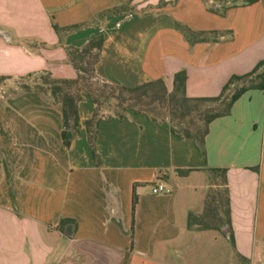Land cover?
<instances>
[{"label":"crops","instance_id":"0c3cea01","mask_svg":"<svg viewBox=\"0 0 264 264\" xmlns=\"http://www.w3.org/2000/svg\"><path fill=\"white\" fill-rule=\"evenodd\" d=\"M246 1L133 0L129 12L93 23L129 0H0V76L75 78L65 47L104 35L99 79L127 87L163 80L172 90L185 70L187 97L217 98L233 76L264 74V0ZM76 25L67 35L54 28ZM2 89L0 264H241L239 256L264 264V89L246 91L211 122L204 151L169 121L132 110L103 119L101 165L88 140L95 105L86 94L80 136L67 148L60 104L17 83ZM213 169L227 171L231 229L217 219L214 229H190L189 216L205 214L221 183ZM159 182L172 193L153 195ZM61 219L76 230L63 234Z\"/></svg>","mask_w":264,"mask_h":264},{"label":"trees","instance_id":"16d2710c","mask_svg":"<svg viewBox=\"0 0 264 264\" xmlns=\"http://www.w3.org/2000/svg\"><path fill=\"white\" fill-rule=\"evenodd\" d=\"M128 4L122 7L106 10L99 14L93 23L102 21L105 18L124 14L130 11ZM258 0H247V3H253ZM82 25H76L66 28L54 26L58 34L67 35L73 31L82 28ZM186 33L193 39L197 33L186 29ZM62 44V43H61ZM105 44L104 35L97 36L89 41L82 48L65 47L67 57L77 72L75 78H56L50 73H43L38 76H28L21 78L23 81L18 83V88L23 92L37 91L46 95L57 104L62 106L63 112V130L62 138L65 146L70 147L71 143L79 138V104L83 101L86 94L95 105L93 117L87 121L86 129L88 140L91 146L93 158L97 165H101V159L96 148V138L100 122L103 119H124L128 111L132 110L136 114L147 115L153 122L169 121L171 130L181 138L192 139L198 148L204 151L205 139L209 133V125L217 118L230 114L232 106L239 97L246 91L259 88L264 89V74L256 75L258 68L250 74L244 76H233L223 88L222 94L212 99H191L187 97L186 85L188 75L185 70L178 72L174 76L173 88L169 90L163 80H157L143 84L137 87H127L109 84L98 78L96 66L99 63ZM44 45V44H43ZM255 77V78H253ZM10 77L0 76V86L10 80ZM255 79H260V84L255 85ZM228 91H233L224 110H204L201 111L198 118H190L192 114L198 111V105L208 102L221 101ZM172 117V122L168 119ZM178 120L177 129L173 123ZM200 122V124H198ZM213 173L221 177V183H217L216 190L212 188L207 196V210L203 216H189V228L199 230L214 229L211 225L212 220L217 219L226 224L231 229L230 207L228 199V188L226 179V170L213 169ZM225 196V221H221V190ZM219 190V191H218ZM137 204V197L134 195L133 211ZM77 228L75 220L61 219L58 222V229L63 234H70ZM221 227H217L219 229ZM230 239L235 246L232 233ZM241 264H246V259L239 256Z\"/></svg>","mask_w":264,"mask_h":264},{"label":"rangeland","instance_id":"374dc122","mask_svg":"<svg viewBox=\"0 0 264 264\" xmlns=\"http://www.w3.org/2000/svg\"><path fill=\"white\" fill-rule=\"evenodd\" d=\"M31 47V46H30ZM23 80L20 78V79H15V80H8L6 83H5V85H3V86H0V93H2L3 91V87H5L6 85H13V84H18V83H20V82H22ZM5 89H7V88H5ZM232 92L233 91H231L230 93H228L221 101H218V102H208V103H203V104H199L198 105V111H196V112H194L193 114H192V116L191 117H189L188 118V120L190 119V118H195V119H197L198 118V116H199V114H200V112L201 111H204V110H220V111H222V110H224V108H225V106H226V104L228 103V100H229V98H230V96H231V94H232ZM171 122H172V120H173V118L170 116L169 118H168ZM175 126H177V129H180L179 128V126H178V120H176L174 123H173ZM198 124H200V122H198ZM56 263L57 264H65V261L63 260V261H60V260H57L56 261Z\"/></svg>","mask_w":264,"mask_h":264},{"label":"built area","instance_id":"2783aa9c","mask_svg":"<svg viewBox=\"0 0 264 264\" xmlns=\"http://www.w3.org/2000/svg\"><path fill=\"white\" fill-rule=\"evenodd\" d=\"M151 192L153 195H170L172 190L165 183L159 182L151 187Z\"/></svg>","mask_w":264,"mask_h":264}]
</instances>
